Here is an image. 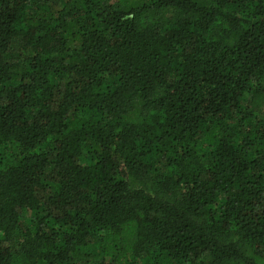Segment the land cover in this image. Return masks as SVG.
<instances>
[{
	"label": "trees",
	"instance_id": "trees-1",
	"mask_svg": "<svg viewBox=\"0 0 264 264\" xmlns=\"http://www.w3.org/2000/svg\"><path fill=\"white\" fill-rule=\"evenodd\" d=\"M0 264H264V0H0Z\"/></svg>",
	"mask_w": 264,
	"mask_h": 264
}]
</instances>
